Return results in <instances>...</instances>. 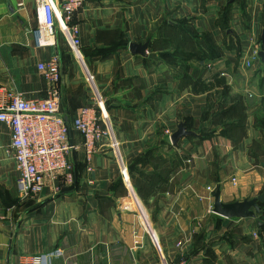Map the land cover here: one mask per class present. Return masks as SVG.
<instances>
[{
  "label": "crops",
  "instance_id": "1",
  "mask_svg": "<svg viewBox=\"0 0 264 264\" xmlns=\"http://www.w3.org/2000/svg\"><path fill=\"white\" fill-rule=\"evenodd\" d=\"M35 4L0 0V86L46 98L36 67L59 57L75 175L71 183L47 176L39 194L21 195L10 130L0 123V264L57 248L73 264H264V206L255 222L226 219L212 213L207 192L220 187V200L232 203L264 190V0H88L72 18L81 61L62 37L33 45ZM146 41V57L130 54L129 43ZM97 105L110 139L86 161L71 123ZM180 121L205 137L181 140L191 165L180 189L143 203L127 167L169 141ZM141 202L150 232L135 211L146 219Z\"/></svg>",
  "mask_w": 264,
  "mask_h": 264
},
{
  "label": "built area",
  "instance_id": "2",
  "mask_svg": "<svg viewBox=\"0 0 264 264\" xmlns=\"http://www.w3.org/2000/svg\"><path fill=\"white\" fill-rule=\"evenodd\" d=\"M88 0H36V27L31 31L33 45L37 48L53 47L61 32L71 50L78 54V29L72 18ZM257 59L254 55L244 64ZM36 69L46 82V98H24L20 93L0 86V123L10 130V148L17 171L16 185L21 195L29 197L40 193L45 177L59 178L71 183L73 165L69 158L75 147L69 141V127L59 107L60 61L57 55L38 64ZM224 76V73L220 74ZM100 106H86L78 110L71 126L82 137L85 160L89 161L98 144L110 139ZM125 175V174H124ZM235 185V179L231 181ZM215 187H207L213 198ZM209 213L211 210L208 211ZM73 264V257H65L57 248L48 255H22L18 264Z\"/></svg>",
  "mask_w": 264,
  "mask_h": 264
},
{
  "label": "rangeland",
  "instance_id": "3",
  "mask_svg": "<svg viewBox=\"0 0 264 264\" xmlns=\"http://www.w3.org/2000/svg\"><path fill=\"white\" fill-rule=\"evenodd\" d=\"M57 36L62 37L64 40V37H63L61 32H58ZM208 46H211V45L209 44ZM76 58H79V60L81 61L79 53L76 55ZM196 134H197V136L194 138H191V139L190 138H184V139L189 141L190 145L191 144L194 145L192 142H196V143L199 142V133H196ZM181 140L179 141L178 146L180 145ZM168 143L170 144V141H168ZM165 145L166 144L161 143L159 146H157L158 149L154 150L153 152L151 151L152 153L149 152L145 156V158L151 166H153L154 168L157 167V169L162 170L161 175L163 177L166 176L168 179L171 177L173 179L172 183L167 182L166 185L160 184L157 179H155L154 177L145 176L146 174L144 173L145 175L143 174V176L138 180L137 185L139 187L138 188L139 193L145 199L149 198V196H151V195H154L156 193V190L159 191V190H163L164 188H165V190H167L169 192L178 191V189H180V181L186 179L185 172L183 170L186 169V167L191 165V163H190L191 155H190L189 151L187 153L184 151L185 155L179 153L180 155L177 156L178 153H176V152H175V154H170L168 151H166ZM178 146H176V147H178ZM187 154H189V156ZM125 174L127 175V171L125 172ZM182 175H183V177H181ZM177 178L179 179V181ZM261 193H264V190H262ZM142 202L140 204L142 205L144 212H146L145 213L146 219H144L142 214L139 212L138 205H137V207L135 205V211H136V214L139 213L141 215L139 221L141 222L143 228L146 231L150 232L151 231V220H150V217L148 216L149 213L146 211V208L142 204ZM257 216L258 215H256V217L254 219H249V221L255 222L258 219Z\"/></svg>",
  "mask_w": 264,
  "mask_h": 264
},
{
  "label": "water",
  "instance_id": "4",
  "mask_svg": "<svg viewBox=\"0 0 264 264\" xmlns=\"http://www.w3.org/2000/svg\"><path fill=\"white\" fill-rule=\"evenodd\" d=\"M231 2H233V0H229V3ZM229 32L230 31H227V33ZM260 40L262 43L264 42V29L262 30ZM148 45L149 41L144 43H129L128 51L131 55L146 57ZM257 56L260 61L264 63V52L259 51ZM196 136L197 134L195 132L186 128V123L184 121H180L176 126V130L169 136V141L172 146L176 147L181 139L193 138ZM260 203H264V193L251 199L223 203L220 200V187H216L213 193L212 213L226 219H254L256 215L261 212Z\"/></svg>",
  "mask_w": 264,
  "mask_h": 264
},
{
  "label": "trees",
  "instance_id": "5",
  "mask_svg": "<svg viewBox=\"0 0 264 264\" xmlns=\"http://www.w3.org/2000/svg\"><path fill=\"white\" fill-rule=\"evenodd\" d=\"M261 44H262V46H263V44H264V42L262 43L261 42ZM209 44H205V47L208 49V50H212V45L211 46H208ZM185 123H186V128L188 129V130H190L191 131V129H190V127H189V125H188V123L186 122V121H184ZM202 137H205L203 134L202 135H200V137H199V139H201ZM194 138V137H193ZM191 139V138H190ZM164 144V143H163ZM165 144H167V146L170 148V147H172L173 149H175L177 152L176 153H178L177 154V156H179L180 154H179V152H178V149H179V146L178 147H174V146H171L169 143H168V141H166L165 142ZM156 149H158V147L157 146H153V147H150V148H148L145 152H144V154L143 155H141L140 157H138V158H136L134 161H132L129 165H128V167H127V173H128V176H129V178H130V180H131V182H132V185H133V187H134V189H135V191H136V193H137V195H138V197L143 201V203H147V201H148V199L150 198V197H152V196H154L155 194H157L159 191H162V190H159V191H157L156 190V193L154 194V195H151V196H149V198H147V199H145L144 197H142L141 196V194L139 193V190H138V185H137V183H138V180L143 176V174L145 175V176H148V177H154L155 179H157L158 181H159V183L160 184H164V185H166V183L168 182V178L166 177V176H162L161 175V171L162 170H160V169H157V167L156 168H154L153 166H151L148 162H147V160H146V158H145V156L150 152V153H152L154 150H156ZM152 151V152H151ZM74 175H75V169H74V167H73V180H74ZM165 189V188H164ZM163 189V190H164ZM259 206H260V210H261V207L262 206H264V203H260L259 204Z\"/></svg>",
  "mask_w": 264,
  "mask_h": 264
},
{
  "label": "bare ground",
  "instance_id": "6",
  "mask_svg": "<svg viewBox=\"0 0 264 264\" xmlns=\"http://www.w3.org/2000/svg\"><path fill=\"white\" fill-rule=\"evenodd\" d=\"M102 109H103V108H102ZM103 113H104V115H106V113H105L104 109H103Z\"/></svg>",
  "mask_w": 264,
  "mask_h": 264
}]
</instances>
